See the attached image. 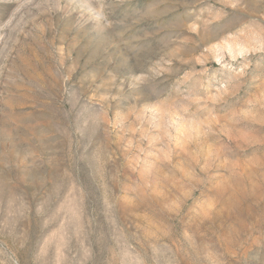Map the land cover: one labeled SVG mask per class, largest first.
Here are the masks:
<instances>
[{"label": "rangeland", "instance_id": "374dc122", "mask_svg": "<svg viewBox=\"0 0 264 264\" xmlns=\"http://www.w3.org/2000/svg\"><path fill=\"white\" fill-rule=\"evenodd\" d=\"M0 264H264V0H0Z\"/></svg>", "mask_w": 264, "mask_h": 264}]
</instances>
